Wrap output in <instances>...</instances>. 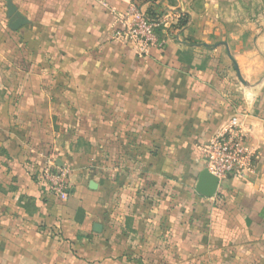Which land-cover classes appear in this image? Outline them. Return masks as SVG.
<instances>
[{"label":"crops","instance_id":"0c3cea01","mask_svg":"<svg viewBox=\"0 0 264 264\" xmlns=\"http://www.w3.org/2000/svg\"><path fill=\"white\" fill-rule=\"evenodd\" d=\"M134 4L188 25L140 58L115 38ZM233 117L254 172L208 199ZM0 264H264V0H0Z\"/></svg>","mask_w":264,"mask_h":264},{"label":"built area","instance_id":"2783aa9c","mask_svg":"<svg viewBox=\"0 0 264 264\" xmlns=\"http://www.w3.org/2000/svg\"><path fill=\"white\" fill-rule=\"evenodd\" d=\"M181 18L182 16H174L172 13L159 12L153 18L148 14V10L134 4L126 14L117 15L120 29L115 32V38L130 45L140 58H144L151 48L167 46L169 36L161 37L159 31L163 26H167L169 32L174 31L173 28L178 27ZM248 137L240 119L233 117L201 147L205 169L216 177L220 184L228 179L245 180L254 172L257 157L249 145ZM70 173L67 168H59L52 158L44 162L43 180L50 192L64 201L70 196Z\"/></svg>","mask_w":264,"mask_h":264},{"label":"water","instance_id":"95a60500","mask_svg":"<svg viewBox=\"0 0 264 264\" xmlns=\"http://www.w3.org/2000/svg\"><path fill=\"white\" fill-rule=\"evenodd\" d=\"M8 15L10 18V24L9 27L13 31H17L24 25L28 23V20L25 18H21L18 16L17 10L15 7H13L12 3L8 2ZM239 80L244 84L241 75L238 73ZM220 183L219 180L212 176L206 169L201 172L198 182L196 185V192L205 197V198H212L214 197L219 189Z\"/></svg>","mask_w":264,"mask_h":264},{"label":"trees","instance_id":"16d2710c","mask_svg":"<svg viewBox=\"0 0 264 264\" xmlns=\"http://www.w3.org/2000/svg\"><path fill=\"white\" fill-rule=\"evenodd\" d=\"M151 2V5H154V3L157 0H149ZM148 14L154 18V16L157 15L156 11L153 10V6H151L148 9ZM188 25V17L182 16L181 20L179 21L178 28H185Z\"/></svg>","mask_w":264,"mask_h":264}]
</instances>
